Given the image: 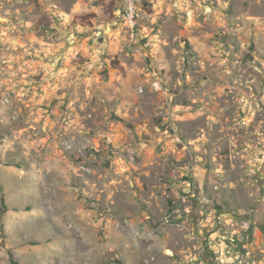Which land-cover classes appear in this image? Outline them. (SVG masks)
Returning <instances> with one entry per match:
<instances>
[{
	"label": "rangeland",
	"instance_id": "1",
	"mask_svg": "<svg viewBox=\"0 0 264 264\" xmlns=\"http://www.w3.org/2000/svg\"><path fill=\"white\" fill-rule=\"evenodd\" d=\"M0 0V264H264V0Z\"/></svg>",
	"mask_w": 264,
	"mask_h": 264
},
{
	"label": "built area",
	"instance_id": "2",
	"mask_svg": "<svg viewBox=\"0 0 264 264\" xmlns=\"http://www.w3.org/2000/svg\"><path fill=\"white\" fill-rule=\"evenodd\" d=\"M135 0H128V5H127V9H126V19L127 21L134 26L135 25Z\"/></svg>",
	"mask_w": 264,
	"mask_h": 264
},
{
	"label": "trees",
	"instance_id": "3",
	"mask_svg": "<svg viewBox=\"0 0 264 264\" xmlns=\"http://www.w3.org/2000/svg\"><path fill=\"white\" fill-rule=\"evenodd\" d=\"M13 264H16V262L13 261Z\"/></svg>",
	"mask_w": 264,
	"mask_h": 264
}]
</instances>
